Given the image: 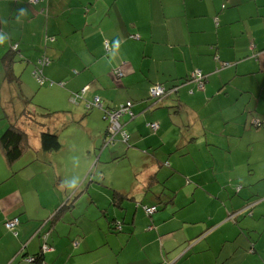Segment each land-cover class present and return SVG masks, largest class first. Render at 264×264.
Wrapping results in <instances>:
<instances>
[{
  "label": "crops",
  "instance_id": "obj_1",
  "mask_svg": "<svg viewBox=\"0 0 264 264\" xmlns=\"http://www.w3.org/2000/svg\"><path fill=\"white\" fill-rule=\"evenodd\" d=\"M4 2L0 0L2 33L8 40L0 45V59L12 43H19L20 48L31 53L44 46L46 35L57 36L46 50L47 55L56 60L45 72L46 77L51 73L53 78L60 75L72 89L91 84L89 97L100 95L109 107L130 99L139 101L134 108L136 118L131 120L127 116L124 126L131 130L133 144L150 149L152 164L147 167L150 178L135 186L137 190L118 191L127 196L116 201L119 209L103 207L104 215H107L104 220L108 222L105 227L99 223L91 227L86 222L71 223L67 217L64 221L69 227L67 234V225L59 226L53 222L51 227L48 222H43L51 219L52 211L63 203L61 194L51 189L57 175L52 177L42 171L45 165L49 166L47 156L50 154L42 152L40 140L38 145L31 147L33 130H29L30 147L13 168H9L0 151V264H28L26 257L41 251L42 234L46 231L53 250L45 252V264H245L250 259L260 262L261 241L252 240L249 234L260 231L255 227H244L239 217L252 205H255L251 210L253 219L258 222L264 217V210L257 209L258 201L264 199V158L254 156L257 142L244 146L245 160L233 166H221L213 152L219 149L239 151V141L253 131V123L250 128L249 121L257 117L248 102L245 104L242 100L244 95L254 98L256 87L259 91L258 84L261 89L264 82V78H259L264 70V1L257 3L255 0V6L246 9L242 16L243 1L232 0L234 10L222 13L218 26L215 18L219 16L220 0H50L47 18L41 13L40 6L26 4L27 0L20 1L19 8L28 10L22 17L19 10L15 13L18 8L14 10L11 4ZM7 2L14 3L13 0ZM7 13L13 14L6 17ZM234 13H238V19ZM239 22L242 25L236 26ZM223 31L230 32L227 44L222 42ZM132 35L139 39L131 38ZM105 40L111 46L108 53L104 49ZM216 54L221 61H234L235 66L215 72L218 66L214 59ZM250 55L257 62L240 63ZM25 56L28 57L27 51ZM21 64L15 65V73L20 75L23 86L30 89L27 82L33 76L32 68L28 66L32 63L25 60ZM117 68L124 73L122 78L114 75L113 70ZM73 69L81 75L74 76ZM194 69L209 74L204 92H197L191 83L180 90L179 96L169 97L170 100L154 107L158 109L154 114L153 110L146 112L148 105L140 102H146L148 89L153 84L166 82L171 87L174 80L187 78ZM248 74L256 76L239 84L233 82ZM2 77L0 64V119L5 118L0 121V135L10 121L17 122L23 103L15 89L11 91V85L1 83ZM190 89L197 93L188 96ZM183 103L185 106L181 105ZM178 104L182 106L181 111L174 116ZM234 104L237 109L229 112ZM70 113L72 120L66 121L67 126L77 123L82 127L84 120L79 123L82 117L76 111ZM218 116H221L223 126L231 124L226 136L216 133L211 126L201 125V120ZM184 119L189 126H183ZM152 121L160 123L156 134L147 126ZM179 121L182 126H178ZM53 122L60 131L59 119ZM233 124H237L236 127ZM182 127L184 132L178 138L175 129ZM193 145L201 146L202 157L194 158V163L187 165L183 157H190ZM98 147L99 142L94 146L96 157ZM172 147L182 155L177 153L173 157L177 166L173 165L171 173L162 160L174 153ZM184 148L186 153L182 152ZM89 151L85 147L82 154L90 156ZM128 152L115 146L103 152L100 160L104 165ZM239 167L243 169L239 170ZM214 168L218 171L213 172ZM20 170L23 172L13 178V171ZM44 174L50 182L42 186L37 181L42 180ZM11 177L22 181L14 187L5 184ZM185 178L190 180L189 184ZM241 179L247 181L248 189L240 184ZM238 184L242 186L238 194L244 193L235 198L232 191H236L234 187ZM87 189L93 193L91 186ZM94 193L104 195L102 189H96ZM111 197L107 196L106 200ZM96 200L100 206L101 198ZM109 202L117 206L113 198ZM137 203L158 206L159 211L149 217L152 222L136 225L140 211ZM12 217L20 219L17 236L4 226V222ZM113 221L124 222L121 233L111 229L110 222ZM152 229L154 231L149 232ZM105 234L116 237L117 245H111L110 259L95 253L104 244L96 236ZM143 236L151 238L144 240ZM253 243L257 252L250 254L247 249ZM151 245L159 247L148 254Z\"/></svg>",
  "mask_w": 264,
  "mask_h": 264
},
{
  "label": "rangeland",
  "instance_id": "obj_2",
  "mask_svg": "<svg viewBox=\"0 0 264 264\" xmlns=\"http://www.w3.org/2000/svg\"><path fill=\"white\" fill-rule=\"evenodd\" d=\"M17 1H23V0H13V2ZM243 4L241 6V13L242 16L245 15L246 9L254 7L256 2L255 0H242ZM264 0H258L257 3H261ZM210 7H213V4L209 1H207ZM222 5L225 6L226 9L221 10ZM235 4L232 2V0H220L219 2V16L218 18H222V13L228 11V10H234ZM235 18L238 19V13H234ZM11 14L7 13L6 17H10ZM234 16L231 19H234ZM21 17V16H20ZM224 25V21H223ZM222 25V26H223ZM242 25L241 22L237 23L236 26ZM229 31H223L222 32V42L224 44H227L230 40L229 38ZM252 55L245 58L243 61H240L242 64H248L251 60H254V58H251ZM227 61V60H225ZM66 62V61H64ZM234 63V61H230ZM257 62V61H255ZM23 62H18L17 65H22ZM256 65V64H255ZM259 65V64H258ZM29 67V66H28ZM32 68V67H31ZM30 68V69H31ZM256 75H245L237 77L233 80L236 84H239L242 80L248 79L251 77H255ZM50 81L57 82L55 87H41L37 84V81L29 80L27 83L31 86V102L30 104H27L25 106L24 102L22 105H20V110L24 107H28L27 110L30 111L33 115V118L36 117L37 119H40L42 121L46 120L44 119V115L47 116V114L50 112H58L56 115L52 117V121H56L59 119V125H60V139L62 142V148L61 152L58 153H52L47 156L49 166H44L42 171L47 173L48 175L53 177V174L57 175L56 180L53 182L54 187L52 186L51 189L54 190V192L60 193L62 197L61 204L66 205L64 208L65 210L60 213L58 218H56V223L59 226H66L67 225V234L69 233V227L68 223L65 220L68 217V220H70L71 223H76V221H79L80 223L86 222L90 227L92 224H101L102 227H105L108 222L104 220L107 215H104L105 208H110L111 210H115L114 207H117L119 209V205L112 206V198L114 191L119 190H126V191H132L133 189H138L135 186H139L140 183H143L144 179L150 178V171L148 170V166L152 164L151 160V151L150 149L146 150V148H130L128 151L127 156L123 159H114V161H108L107 164L97 166L95 163L97 162L96 159V150L94 146H96V143L99 142L101 145L104 134L109 127L108 121H105L103 119V113L95 109L93 111H87L83 103L74 104L71 102V94L72 92H77L78 90H74L72 88L66 87L68 90H64L63 87L59 86V82H63L61 80H55L53 79V73L50 74V76H47ZM259 78H264V70L261 73ZM259 85V91L256 87L257 95L254 98H250L249 95H244V99L242 100L243 103L248 102V107L251 111H254V115L257 117V119L264 120V92L260 91V84ZM15 88V87H14ZM51 88V89H50ZM89 97V96H88ZM17 104V101H16ZM239 104H241V101H239ZM44 108L49 109V111L45 110ZM237 109V106L234 104V106L230 107L228 110L229 112L234 111ZM62 111V112H60ZM71 111H76L82 119L79 121V123H82L84 120V124L82 127H78L77 123H73V126H67L65 127L66 121L72 120V114ZM196 118V117H195ZM248 118V117H247ZM247 118L243 119L245 121ZM127 119V116H124L120 119V121L124 124L125 120ZM239 119V118H238ZM51 120V119H50ZM213 120L211 124H213L211 127L215 128V132L226 136L225 132L230 130L231 124L223 126V120L221 116H218V118H212ZM186 121V119H184ZM162 122V121H161ZM187 122V121H186ZM209 123V122H208ZM134 125V122L132 123ZM237 124H233L234 127H236ZM251 125V122L249 121V127ZM178 126H182V123L179 121ZM65 127V128H64ZM251 128V127H250ZM253 131L250 132L247 136H245L243 139L239 141L240 147L238 145V148H240L239 151L230 152L225 149H219L214 150L213 153L217 156L218 160L220 161V165L223 167L227 166H233L236 162L239 163L242 160H245L246 158V150L244 146L246 145H253L256 143V151H255V157L257 158H264V125L257 129L255 126H253ZM133 130V129H132ZM126 131L129 133L131 130L127 127ZM184 132V128L175 129V136L178 138L180 137V133ZM35 133V135H33ZM40 140V132L38 129H34L31 134V147H34L38 145ZM117 143L116 147H120L124 152H126V149L128 148V145L124 142V136L123 134H120L116 138ZM101 141V142H100ZM88 147L90 149V156L88 154L83 155V148ZM201 146L196 145L194 148H191L190 157H183L185 160V163L187 165H192L194 163V158H200L202 157V151L200 150ZM172 154L169 155L166 159L162 160V164H165L166 170H174V166H177L176 164V157L177 153L181 154V151L177 150V148H173ZM183 153H186V148L182 150ZM148 153V154H147ZM182 155V154H181ZM189 156V155H187ZM62 160V161H61ZM176 164V165H175ZM162 167V169L164 168ZM186 167V165H185ZM41 166L38 167L40 169ZM101 169H104L103 172ZM161 169V170H162ZM215 169V170H214ZM213 172H217L218 168H214ZM242 167H239V170H242ZM23 172V171H22ZM24 174V173H22ZM105 175V176H103ZM180 174L178 173L177 176ZM183 178V177H182ZM22 181V180H21ZM21 181H15L11 180L9 182H6L5 184H9L11 186H15L18 182ZM185 181L187 184H189L188 178H185ZM247 181L244 179H241L240 184L242 183V186H244L246 189H248V185H246ZM145 183V182H144ZM75 184V188H72L71 185ZM256 184L255 186H257ZM91 186V191L93 193L88 192V187ZM241 185H237L234 187L237 191H232L233 196L236 198L238 195L243 194L244 192H240ZM96 189H102L103 193H94ZM244 190V189H243ZM107 194L105 195V193ZM111 195V199L108 201L106 200V197ZM96 198H101L99 201L100 206L97 204ZM118 202V199L116 200ZM258 203L259 208L258 210H264V199L259 200ZM138 204H136L137 206ZM106 206V207H105ZM255 207V205H252V207ZM105 207V208H103ZM249 207L245 210L244 214L240 215L241 224L244 227H255L260 232H251V239L261 241V255L259 256V261H255L253 259L248 260L245 264H264V217L256 222L253 219V211H251V208ZM256 209V211H258ZM139 211V218L136 223V225L139 227L141 225H145L147 221L152 222V218H149L145 216L143 207H138ZM249 210V212H247ZM144 213V214H143ZM75 216V218H71L70 216ZM144 215V216H143ZM142 216L143 218H140ZM237 215L233 216L232 218L236 217ZM256 216L259 217V214H256ZM152 225V224H151ZM152 227V226H150ZM148 230V229H147ZM154 231V229L150 230L149 232ZM138 233V232H137ZM139 234V233H138ZM259 234H261L259 236ZM122 235V234H121ZM141 235V234H140ZM99 240L103 241V246L98 248L95 253L99 256H103L106 259L108 258L109 254L112 253V244H116V237L105 234L102 237L96 236ZM144 240H148L151 238V236H143ZM106 242V243H105ZM159 246L157 245H151L150 246V252H146L150 254L153 251H157ZM251 244L249 245L247 251L251 253ZM145 253V254H146ZM147 254V255H148ZM254 257V256H251Z\"/></svg>",
  "mask_w": 264,
  "mask_h": 264
},
{
  "label": "trees",
  "instance_id": "obj_3",
  "mask_svg": "<svg viewBox=\"0 0 264 264\" xmlns=\"http://www.w3.org/2000/svg\"><path fill=\"white\" fill-rule=\"evenodd\" d=\"M2 1L3 3H5L4 0ZM5 1H6V4L7 3L11 4L14 10L18 8L15 13H17V11L20 9L19 7H21L20 1H17V2L14 1V3L7 2V0ZM27 3H29L32 6H40V9H42L41 13L44 16H46V18L48 17L49 9H50L49 8L50 0H39L38 3H33V0H27L26 4ZM41 5H43V8ZM222 6H223L222 9H226L224 5ZM2 14H3V10L0 6V32L3 31L2 30V25H3ZM218 21H219V18L218 17L215 18V24H217V26H218ZM131 38L138 40L139 36L132 35ZM56 40H57V36L55 37V36L46 35L44 39V46L40 50H37L36 52L31 51V53L29 50H26L28 53V57L25 56V52H26L25 49L19 47V43H12L9 49L2 55L0 59V64H1L2 72H3L1 83L7 84L9 86L11 85V91H12V88L15 87L14 89L17 92V97L23 100L25 106H27V104H30L32 93H31V89L25 88L23 86L20 75L15 73V69H14L15 64H17L18 62H23L25 60L27 61V63L28 62L32 63L29 66V68L32 67L31 69L32 76H33L32 80L33 81L36 80L37 84L41 87H47L49 85V87L54 88L55 87L54 85H56L57 82L50 81V79L46 77L45 72L48 71L55 64L54 62L56 60L54 59L53 61V58L47 55L46 50L48 49L49 44L54 43ZM104 49L107 53L111 50V46L108 40H105L104 42ZM214 59L217 61V65H218L215 69V72L226 71L232 68L233 66H235L234 64H232V62L221 61L220 57L217 54L214 56ZM113 73L114 75L116 74L118 78H122L124 75V73L122 72L120 68L114 69ZM72 74L78 77L81 75V72L73 69ZM57 77L58 78H53V79L63 81V82L58 83L59 86L63 87L64 90H68L66 88L68 87L67 86L68 82L65 79L64 80L60 79V75H58ZM208 81H209V74L203 72L201 69H194L187 78L181 79V80L180 79L174 80L173 86L171 87L167 86L166 82L153 84L148 89V98L147 100H145L146 102H140V104L145 103L146 105H148L146 112L153 110L152 113L154 114L155 113L154 111L158 110L154 107L159 106L166 100H170L169 97L171 98L172 96H179L180 90L183 87L192 83L195 85V90L197 92H204ZM90 85L91 84H87L84 87L73 88L74 90H78V91L72 92L71 102L74 104L83 103L87 111H93L95 109L100 110L103 113V119L105 121H108L109 123V127L107 128L104 134V139L101 145L99 144V147L97 148V150L99 151V154L96 159L97 162L95 163V165L101 166L103 164L102 163L103 161L100 160L102 153L109 149L112 150V148L116 146V143H117L116 138L120 134H123L124 142L128 145V148L126 149V151H128L130 148L140 147V146H137L136 144H133V142L131 141L130 134L126 131L124 124L120 121V119L124 116H128L131 120H134L136 118L134 108L136 107V105H139V101L130 99V100H126L124 103H121L116 107H109L110 105H108L106 103V100L100 95H94L92 98L88 97L89 96L88 94L92 90L90 88ZM196 91L190 89L188 91L189 93L188 96H194V94L197 93ZM260 91L264 92V82L261 84ZM96 99H99L100 101L98 104L95 102ZM171 100L174 101L173 99ZM181 105L185 106V103ZM181 105L178 104L177 106H175L176 110L177 109L178 110L175 112V114L173 112L172 115L175 116L180 113L181 111L180 109L182 107ZM27 108L28 107H24L22 109V112L20 113L17 122L15 123L11 121L9 122L8 120L9 122L8 126L5 128V130L0 135V151L2 152V155L6 163L8 164L9 168H13V166L17 163V161H19L24 156L27 149L30 147L27 141L29 130H34V129L39 130L41 150L45 155L59 152L62 148V142L60 139V131L59 129H57L56 126H54L55 124L52 121V117L56 115L58 112H51V113L49 112L47 116L44 115V119H43V120H46V118H48V120L42 121L40 119H37L36 117L33 118L32 113L28 111ZM167 108L171 109L172 107H167ZM44 109L49 111V109L47 108H44ZM116 115H118L117 122L121 126V129L119 130L113 129V122H111V117L112 116L114 117ZM4 120L5 118L0 119V121H4ZM212 121L213 120H201L202 122L201 125L203 127L212 126L213 125L211 124ZM257 121L260 123V125H257ZM261 122H262V125H261ZM251 123H253V126H255V128L257 129L261 128L264 125V121L260 119H254L252 120ZM147 126L149 130L151 131V133L153 134H156L160 129L159 122L152 121V122H149ZM183 126L187 127L189 125L186 122ZM65 127H67V125ZM194 146L196 145H193L192 147ZM125 156L127 155L124 153L121 156H119L118 159L119 160L123 159L125 158ZM163 166H165V164H163ZM25 170H28V168H26ZM22 171L23 170H20L18 172L13 171L12 177L15 178V176L20 174ZM12 177L9 178V181L13 180ZM41 177H42V180L38 179L37 181L38 184L45 186L46 182H50L46 174L41 175ZM124 198H127V196L124 194H121L118 191H114L113 202L116 203L117 199L121 201V199H124ZM116 204L119 205L118 203ZM137 204H138L137 208L143 207L144 213L146 214L147 217H152L153 214L159 211V208L157 205H144L140 203H137ZM65 207L66 205H63V206L60 205L58 208L54 210V212L52 211L51 219H47L43 222L44 223L48 222V224L49 225L51 224V227H53L52 226L53 222H55L56 218H58L60 213L65 210L64 209ZM152 207H156L157 211L153 214H150L147 212V209H150ZM253 208L254 206L251 208V210ZM247 212H249V210ZM15 219L18 220V225L16 226L14 230H11L7 227V223L14 221ZM110 224H111V229H113L114 231L118 233H121L123 231V228H124L123 221H113V222H110ZM19 225H20L19 217H12V218H9V220L7 219L4 222L5 228L8 231L12 232L14 236L18 235L16 230ZM46 233H48V231L42 234L43 245H42L41 251L37 254L29 255L26 257V260L29 258L33 259L31 262H28V264H45V254H46L45 252L53 250V247L50 246L48 243L49 242L47 238L48 234ZM44 246H47L48 251L43 250ZM251 247H252L251 253L252 254L256 253L257 251L255 249L254 243L251 245Z\"/></svg>",
  "mask_w": 264,
  "mask_h": 264
},
{
  "label": "built area",
  "instance_id": "obj_4",
  "mask_svg": "<svg viewBox=\"0 0 264 264\" xmlns=\"http://www.w3.org/2000/svg\"><path fill=\"white\" fill-rule=\"evenodd\" d=\"M38 2H39V0H33V3H38ZM95 102L98 104L100 101H99V99H96ZM117 118H118V115H116L114 117L113 116L111 117V122H113V129H115V130L121 129L120 124H118V122H117ZM257 125H260V123L258 121H257ZM261 125H262V122H261ZM156 211H157L156 207H152L150 209H147V212L150 213V214H153ZM17 225H18V220L17 219L7 223V227L9 229H11V230H14ZM43 250L44 251H48L47 246H44ZM32 260H33L32 258H29V259H27V262H31Z\"/></svg>",
  "mask_w": 264,
  "mask_h": 264
},
{
  "label": "clouds",
  "instance_id": "obj_5",
  "mask_svg": "<svg viewBox=\"0 0 264 264\" xmlns=\"http://www.w3.org/2000/svg\"><path fill=\"white\" fill-rule=\"evenodd\" d=\"M27 9L26 8H21L19 9V15L22 17L27 13ZM8 40V37L5 36L4 33L0 32V44H4L6 41ZM75 184H72L71 187L75 188Z\"/></svg>",
  "mask_w": 264,
  "mask_h": 264
}]
</instances>
